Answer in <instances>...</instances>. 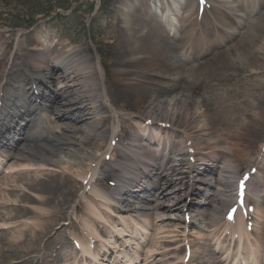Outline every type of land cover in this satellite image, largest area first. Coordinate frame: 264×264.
Returning <instances> with one entry per match:
<instances>
[{
	"label": "bare ground",
	"instance_id": "1",
	"mask_svg": "<svg viewBox=\"0 0 264 264\" xmlns=\"http://www.w3.org/2000/svg\"><path fill=\"white\" fill-rule=\"evenodd\" d=\"M160 1L118 0L112 31L100 40L109 57V49L114 52L110 67L118 85V98L107 80L99 47L93 52L68 45L59 53L31 32H17L16 43L25 39V47L18 46L14 53L7 54L1 39L8 32L0 30V104L4 115L25 108L29 93L42 86L40 80L55 85L51 93L47 89L42 92L45 99L41 102L52 106L48 108L53 117L49 124L36 123L19 135L14 134L17 125L10 126V131H0L4 139L7 137L0 151V171L6 159L15 158L8 174L0 178V264H61L66 259L64 250L68 253L64 236L68 229L85 227L96 235L92 219H99L108 208L121 207L122 214L129 215V209L138 212L137 207L128 204L126 193L129 188H143V182L145 186H157L149 194L146 189L141 193L148 196L145 201L136 197L131 201L159 212L161 221L175 217L182 222L185 211L197 209L213 210L219 219L235 199L233 180L242 170L264 162V92L250 95L245 110L238 108L235 114L233 108L227 110L224 115L229 128L224 130L209 123L201 104L191 94L206 76L220 82L214 75L222 70L242 66L249 77H263L264 13L250 22L236 45L235 55L228 51L204 66L183 70L172 62L170 49L163 41V21L157 17ZM188 1L189 6L186 0H166L168 10L160 3L163 10L172 12L171 16L186 6L185 21H190L195 11L196 20L191 26L196 27L199 6L197 0ZM205 7V11L210 7L209 22L223 24L224 11H230L233 4L205 0ZM19 68L37 75L32 83L13 79ZM181 74L186 76L184 82H172L182 80ZM14 82L19 85L11 89ZM221 100L218 97L216 102ZM38 108L33 106L31 110ZM129 122L133 126L126 128ZM147 139L175 143L176 160L155 162L145 172H135L128 184L112 188V176L123 180L117 171ZM103 171L108 172L106 184H100ZM209 216H205V222ZM191 224L197 225L198 221ZM177 227L182 230L166 231L160 226L158 235L185 237L188 225ZM138 235L146 239L140 231ZM108 236L118 238L113 230ZM249 237L256 239L251 234ZM73 239L88 250L86 237ZM208 242L220 250L215 237ZM262 246L263 250H254L245 264H264V239ZM159 249L165 251L162 245ZM192 250L196 253L195 245ZM77 255L67 264H76ZM228 258L229 254L221 262Z\"/></svg>",
	"mask_w": 264,
	"mask_h": 264
},
{
	"label": "rangeland",
	"instance_id": "2",
	"mask_svg": "<svg viewBox=\"0 0 264 264\" xmlns=\"http://www.w3.org/2000/svg\"><path fill=\"white\" fill-rule=\"evenodd\" d=\"M118 0H0V30L7 31V36L1 41L5 44L4 50L7 54L14 53L17 47H25L20 39L17 42V32H31L36 37L43 39L46 30H55L60 37L59 51L65 46L89 48L95 52V47H99L100 54L104 61V68L107 80L110 81L113 95L117 97L118 85L112 77L111 62L113 49L110 48L109 57L103 44L100 43L106 35L112 31V22H115V7ZM50 40V39H49ZM221 78L233 80V84L249 82L248 73L245 68L222 71ZM261 78V77H260ZM264 79V76L262 77ZM256 81V80H255ZM258 81V80H257ZM192 99L201 104L203 112L207 103L200 94L193 92ZM242 98V97H241ZM206 113H204L205 115ZM207 116V115H206ZM207 118V117H206ZM132 122L126 127H132ZM264 143V139L261 140ZM105 175V174H104Z\"/></svg>",
	"mask_w": 264,
	"mask_h": 264
}]
</instances>
